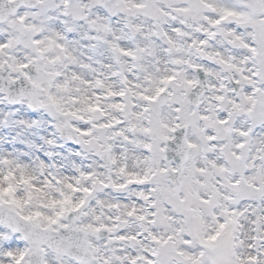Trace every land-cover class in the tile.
Segmentation results:
<instances>
[{"label":"snow or ice","instance_id":"obj_1","mask_svg":"<svg viewBox=\"0 0 264 264\" xmlns=\"http://www.w3.org/2000/svg\"><path fill=\"white\" fill-rule=\"evenodd\" d=\"M0 264H264V0H0Z\"/></svg>","mask_w":264,"mask_h":264}]
</instances>
